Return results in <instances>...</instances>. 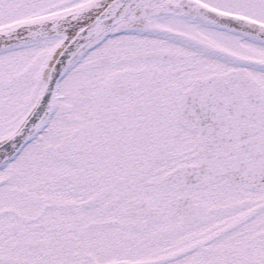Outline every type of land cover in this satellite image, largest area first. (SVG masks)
I'll list each match as a JSON object with an SVG mask.
<instances>
[{"label": "snow or ice", "instance_id": "1", "mask_svg": "<svg viewBox=\"0 0 264 264\" xmlns=\"http://www.w3.org/2000/svg\"><path fill=\"white\" fill-rule=\"evenodd\" d=\"M0 264H264V0H0Z\"/></svg>", "mask_w": 264, "mask_h": 264}]
</instances>
